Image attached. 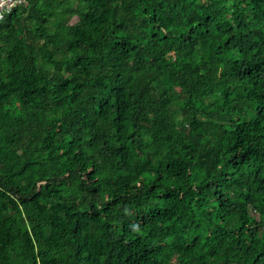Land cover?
<instances>
[{"label":"trees","instance_id":"1","mask_svg":"<svg viewBox=\"0 0 264 264\" xmlns=\"http://www.w3.org/2000/svg\"><path fill=\"white\" fill-rule=\"evenodd\" d=\"M0 264H264V0L0 20Z\"/></svg>","mask_w":264,"mask_h":264},{"label":"built area","instance_id":"2","mask_svg":"<svg viewBox=\"0 0 264 264\" xmlns=\"http://www.w3.org/2000/svg\"><path fill=\"white\" fill-rule=\"evenodd\" d=\"M28 0H0V20H2L15 7L23 6Z\"/></svg>","mask_w":264,"mask_h":264},{"label":"rangeland","instance_id":"3","mask_svg":"<svg viewBox=\"0 0 264 264\" xmlns=\"http://www.w3.org/2000/svg\"><path fill=\"white\" fill-rule=\"evenodd\" d=\"M171 117H172V120H173L174 122H176L177 124L180 123V121H181V116H180V112H179L178 107H176V106H173V107H172V110H171Z\"/></svg>","mask_w":264,"mask_h":264}]
</instances>
